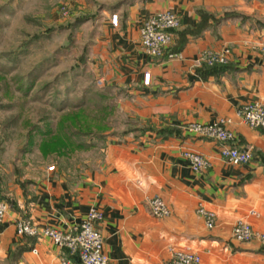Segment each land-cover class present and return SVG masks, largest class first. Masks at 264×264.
Segmentation results:
<instances>
[{
  "label": "crops",
  "instance_id": "0c3cea01",
  "mask_svg": "<svg viewBox=\"0 0 264 264\" xmlns=\"http://www.w3.org/2000/svg\"><path fill=\"white\" fill-rule=\"evenodd\" d=\"M107 6L89 57L100 90L111 95L112 104L104 105L112 116L85 138L79 162L75 148L46 172H19L14 183L0 177V199L8 203L0 264H60L63 248L43 235H18L16 220L30 217L40 227L69 231L90 206L102 212L96 226L109 264H161L180 248L196 251L197 264H264L257 238H230L238 218L264 231V128L249 127L237 113L242 103L264 98V0H115ZM163 9L179 25L163 54L152 57L141 47L139 26ZM223 45L226 62H196L201 50ZM218 117L230 119L232 143L249 147L250 160L230 163L215 139L186 130L191 121ZM183 150L202 153L208 166L193 172ZM155 194L168 205L167 215L151 212L148 199ZM198 203L214 211L212 227L196 212Z\"/></svg>",
  "mask_w": 264,
  "mask_h": 264
},
{
  "label": "rangeland",
  "instance_id": "374dc122",
  "mask_svg": "<svg viewBox=\"0 0 264 264\" xmlns=\"http://www.w3.org/2000/svg\"><path fill=\"white\" fill-rule=\"evenodd\" d=\"M114 1L0 0V177L5 182L14 183L19 172H46L51 164L64 163L66 153L72 155L70 148L41 149L50 135L30 128L46 124L44 114H50L53 129L62 115L79 114L83 129L87 122L91 129L101 127V119L112 116L109 105L105 116L99 114L112 99L100 90L89 54L107 16L104 9ZM91 135L96 136L82 138ZM80 149L72 156L75 162Z\"/></svg>",
  "mask_w": 264,
  "mask_h": 264
},
{
  "label": "built area",
  "instance_id": "2783aa9c",
  "mask_svg": "<svg viewBox=\"0 0 264 264\" xmlns=\"http://www.w3.org/2000/svg\"><path fill=\"white\" fill-rule=\"evenodd\" d=\"M63 13H66L65 9ZM111 22L117 23V14L111 15ZM178 25L177 15L169 9L153 12L144 18L139 26L140 44L144 52L152 57L161 56L170 42L172 31ZM260 51L264 55V44L260 45ZM228 53L229 48L225 45L219 48H205L198 54L196 62L207 65L221 64L226 62ZM166 55L173 56L176 53L169 52ZM143 80L146 83L149 81L148 71L144 72ZM97 83H101L100 78H97ZM237 113L249 127L264 128V98L242 103ZM229 121L230 119L225 117H218L210 122L191 121L186 125V130L215 139L219 143V154L224 160L230 163H245L251 159L250 148H239L233 145L235 134L227 126ZM181 154L193 172H199L209 164V159L200 152L183 150ZM148 203L154 216L162 217L169 213L168 205L159 195L151 196ZM7 208L8 203L0 199V222ZM195 210L202 217L206 227L213 226L214 211L212 209L198 203ZM101 218L102 212L96 206H90L80 223L69 231L51 225L40 227L30 217L18 218L15 227L18 235H43L63 248L60 264H109L108 255L103 248V235L96 226V222ZM230 238L236 241L257 238L264 245V231L253 229L243 218H238L232 223ZM199 260L200 257L196 251L180 248L161 264H197Z\"/></svg>",
  "mask_w": 264,
  "mask_h": 264
},
{
  "label": "trees",
  "instance_id": "16d2710c",
  "mask_svg": "<svg viewBox=\"0 0 264 264\" xmlns=\"http://www.w3.org/2000/svg\"><path fill=\"white\" fill-rule=\"evenodd\" d=\"M106 108L107 105H104L102 107L103 111L100 112V116L106 115L105 112ZM68 115H62L57 120L54 129L52 128V120L50 119V114H44L42 116L43 120L47 121L46 124L35 123L31 126L30 131L34 127H36V129L40 133L42 134L48 133L50 135L49 138L44 140L41 144V149L44 152L53 151V152L61 153V151L66 150V148L75 149L79 147H85L88 145L86 139L82 138V135L92 133L94 132V130L90 128L88 122L86 123V129L82 128V125L78 120V118L80 117L79 114L74 113V115L71 114L72 116L69 115V117H67ZM103 127L98 126L96 129H101ZM30 131L28 135L29 137L32 133Z\"/></svg>",
  "mask_w": 264,
  "mask_h": 264
}]
</instances>
